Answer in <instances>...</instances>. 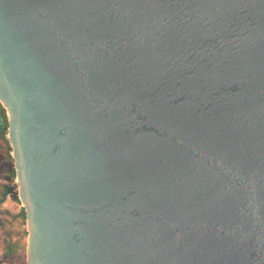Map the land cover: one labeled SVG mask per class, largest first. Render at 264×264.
<instances>
[{"label": "water", "instance_id": "obj_1", "mask_svg": "<svg viewBox=\"0 0 264 264\" xmlns=\"http://www.w3.org/2000/svg\"><path fill=\"white\" fill-rule=\"evenodd\" d=\"M26 264H264V0H0Z\"/></svg>", "mask_w": 264, "mask_h": 264}, {"label": "rangeland", "instance_id": "obj_2", "mask_svg": "<svg viewBox=\"0 0 264 264\" xmlns=\"http://www.w3.org/2000/svg\"><path fill=\"white\" fill-rule=\"evenodd\" d=\"M5 139L7 140L6 136ZM3 161L5 160L0 149V185L9 184L11 181L12 187V194L9 195L10 200L7 201V204H0V264H26L25 212L18 200V185L15 175L7 172V169L11 167L9 164L12 165L13 162L8 161L4 164Z\"/></svg>", "mask_w": 264, "mask_h": 264}, {"label": "trees", "instance_id": "obj_3", "mask_svg": "<svg viewBox=\"0 0 264 264\" xmlns=\"http://www.w3.org/2000/svg\"><path fill=\"white\" fill-rule=\"evenodd\" d=\"M7 127V118L5 115V111L2 108V106L0 105V137L5 140V142L8 145V141L5 139L6 133L4 132V128ZM11 148L8 145V151H7V159L12 162V158H11ZM13 171V169H12ZM8 172V170H7ZM14 172H12L13 174ZM1 188V199H0V203L9 195L12 194V188H11V181L9 182L8 185H0Z\"/></svg>", "mask_w": 264, "mask_h": 264}, {"label": "crops", "instance_id": "obj_4", "mask_svg": "<svg viewBox=\"0 0 264 264\" xmlns=\"http://www.w3.org/2000/svg\"><path fill=\"white\" fill-rule=\"evenodd\" d=\"M8 145H9V143H8ZM8 145H7V143L5 142V140H3L1 137H0V149H1V152L3 153V156H4V160L5 161H3L4 162V164H6L9 160L7 159V151H8ZM9 164V163H8ZM9 166H11V167H9V169H7L8 170V172H14V168H13V164L12 165H10L9 164ZM12 169H13V171H12ZM15 175V174H14ZM10 178V177H9ZM8 178V179H9ZM4 185H8V184H4ZM12 188V187H11ZM10 200V197L9 196H7L0 204H7V201H9Z\"/></svg>", "mask_w": 264, "mask_h": 264}]
</instances>
